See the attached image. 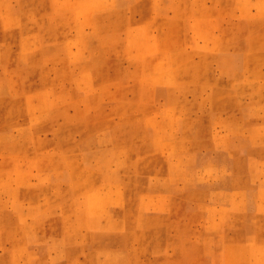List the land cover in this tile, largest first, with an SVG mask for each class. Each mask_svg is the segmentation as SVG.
I'll use <instances>...</instances> for the list:
<instances>
[{
  "label": "rangeland",
  "instance_id": "rangeland-1",
  "mask_svg": "<svg viewBox=\"0 0 264 264\" xmlns=\"http://www.w3.org/2000/svg\"><path fill=\"white\" fill-rule=\"evenodd\" d=\"M0 264H264V0H0Z\"/></svg>",
  "mask_w": 264,
  "mask_h": 264
},
{
  "label": "bare ground",
  "instance_id": "bare-ground-1",
  "mask_svg": "<svg viewBox=\"0 0 264 264\" xmlns=\"http://www.w3.org/2000/svg\"><path fill=\"white\" fill-rule=\"evenodd\" d=\"M211 38V37H210ZM36 155V154H35Z\"/></svg>",
  "mask_w": 264,
  "mask_h": 264
}]
</instances>
